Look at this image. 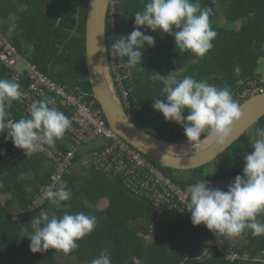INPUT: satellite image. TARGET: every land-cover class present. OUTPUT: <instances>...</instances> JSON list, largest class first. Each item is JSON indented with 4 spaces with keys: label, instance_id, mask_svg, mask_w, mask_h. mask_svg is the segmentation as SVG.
Masks as SVG:
<instances>
[{
    "label": "trees",
    "instance_id": "1",
    "mask_svg": "<svg viewBox=\"0 0 264 264\" xmlns=\"http://www.w3.org/2000/svg\"><path fill=\"white\" fill-rule=\"evenodd\" d=\"M146 2L111 0L107 37L112 34V18L117 33L114 42L120 36L129 35L135 27L134 13L142 11ZM199 4L201 8L212 9L209 21L216 32L213 47L204 57L181 52L175 47L172 35L141 26L144 34L155 37V46L146 45L142 49L141 65L125 67L126 75L130 72L125 85L130 90L131 109L124 102L127 111L140 128L152 126L155 131L146 130L149 134L170 142L186 141L187 137L181 125L166 121L163 114L152 107L155 98H164L161 92L165 79L160 76L169 73L168 68L184 69L185 76L227 88L239 104L252 94L249 92L243 97V91L264 87V0H199ZM88 6L89 0H0V34L5 36L8 33L7 21L12 20L15 31L8 40L22 57L69 92L87 94L85 100L90 102L95 100L86 70ZM111 45L108 42L109 54ZM177 53L187 55L169 63ZM115 57L126 63V57L119 58L116 53ZM179 59H185V66H188L182 67L183 62L178 63ZM27 69L26 64L25 69H19L24 74L18 81L21 90L30 83L25 77ZM0 71V79H14L3 64H0ZM179 77L175 80H180ZM51 98L56 100L58 97L53 94ZM56 106L67 117L73 110L62 101ZM95 107L101 110L96 101ZM9 112L13 119L28 117L18 100L13 101ZM103 118L107 123L104 115ZM257 128H264V116L211 163H214V175H209L212 169L207 165L178 171V174L175 170L156 166L183 188L203 179L210 183L227 180L243 173L244 158L254 151L252 144ZM70 140L66 131L53 147L67 151ZM6 141L0 144V264H90L101 250L107 251L111 264H264V235L253 236L250 230H245L235 242L221 235L226 246L240 254V258L232 260L209 246L208 241L213 240L214 232L204 224L193 226L191 214L169 209L158 214L149 199L123 186L112 173L98 172L90 163L86 168L84 163L91 159V150H99V143L93 145L87 158L84 155L91 146L84 150L83 146L75 152L62 187L56 189L71 190L68 201L57 206L46 200L35 206L33 201L37 193L51 182L53 167L42 155H23L11 140L8 144ZM1 195L9 198L3 203ZM104 200L109 203L101 210L99 205ZM41 210L58 217L66 212H83L96 217V227L78 240V247L70 253L51 248L44 253H33L29 248L28 236L33 233L30 223ZM257 219L264 221V215ZM144 234L152 241L148 242Z\"/></svg>",
    "mask_w": 264,
    "mask_h": 264
},
{
    "label": "clouds",
    "instance_id": "2",
    "mask_svg": "<svg viewBox=\"0 0 264 264\" xmlns=\"http://www.w3.org/2000/svg\"><path fill=\"white\" fill-rule=\"evenodd\" d=\"M211 14L212 9L201 8L199 0H147L143 10L134 13V30L120 36L111 47L116 56L127 58L125 67L141 65L142 49L146 45L155 46V37L140 30L145 26L153 32L172 35L178 50L202 58L213 47L212 40L216 36L210 26ZM161 95L164 98H155L153 109L162 113L166 121L181 125L189 143L197 142L207 133L222 150L233 134V125L243 117L240 104L227 88L197 81L191 76L166 81ZM23 96L15 78L0 79V134L29 156L53 147L70 128L71 121L57 108L53 98L34 101L28 117L13 119L9 108ZM185 112L188 114L184 115ZM252 148L254 151L244 158L243 175H236L227 191L210 187L205 179L188 186L187 211L191 213L193 226L204 224L217 236L235 237L245 230H250L253 236L264 235V221L257 219L264 215V128L255 130ZM162 158H166V154ZM214 174L215 168L209 175ZM37 195L33 201L35 206ZM71 195L67 188H49L44 192L47 200L57 206L68 201ZM45 201L40 200L41 204ZM30 225L33 229L28 236L31 252L44 253L51 248L67 254L78 247V240L95 229L96 217L83 212H66L58 217L41 210ZM90 264H111V258L106 250H101Z\"/></svg>",
    "mask_w": 264,
    "mask_h": 264
},
{
    "label": "built area",
    "instance_id": "3",
    "mask_svg": "<svg viewBox=\"0 0 264 264\" xmlns=\"http://www.w3.org/2000/svg\"><path fill=\"white\" fill-rule=\"evenodd\" d=\"M112 23V34L110 37H107V42L113 44L117 36L114 28V18H112ZM109 59L111 74L114 73L115 75L114 77L112 74L116 90L123 103L125 102L126 107L131 109L129 103L130 90L125 86L130 72H128L129 75H126L125 64L116 60L112 47L110 49ZM20 61L24 62L28 68L25 77L30 83L23 87L22 91L24 92V96L18 101L22 102L28 116L30 114V106L34 101L51 98L53 94L58 97L55 100L56 103L62 101L65 106L73 109L69 113L68 118L71 121V126L67 130L68 137L71 139L70 148L67 151H62L46 147L44 151L35 153L42 155L44 159L51 163L54 173L51 177L52 183L39 191L37 201L47 200L44 192L49 188L56 190L63 184L64 176L70 171V166L72 165V160L78 147L99 141L104 143V148L93 151L90 155L91 159L89 158V161H86L92 164L96 171L109 172L118 177L123 186L149 199L158 214L163 213L167 209L191 214L187 211L189 197L187 196L186 190L188 186L183 188L175 183L156 164L146 158L143 153L119 137L107 125L102 111L95 107V101H85V94L76 95L73 92H69L66 87L58 84L41 72L35 64L24 59L17 48L10 43L8 37L0 34V64H3L17 81H21L24 75L18 68ZM247 90L252 94L255 93V90L256 92H264L263 87ZM4 140V135L0 134V144ZM8 142L7 140L5 143L8 144ZM7 144H5L6 148ZM15 148L21 154L26 155L23 149ZM236 175H243V173ZM236 175L229 177L227 180L221 179L211 182L209 186L226 191L228 185ZM212 239L220 247L218 250L222 254H225L232 260L240 258L239 253L234 252L231 247L226 246L227 243L222 236H217L213 233Z\"/></svg>",
    "mask_w": 264,
    "mask_h": 264
},
{
    "label": "water",
    "instance_id": "4",
    "mask_svg": "<svg viewBox=\"0 0 264 264\" xmlns=\"http://www.w3.org/2000/svg\"><path fill=\"white\" fill-rule=\"evenodd\" d=\"M110 7L111 0H89L85 32L87 77L94 100L109 127L151 162L175 171L209 166L264 116V92L254 93L243 100L240 103L243 117L233 125V134L222 150L215 138L207 133L194 143L188 140L170 142L140 128L124 106L111 74L107 42ZM165 154L166 158H162Z\"/></svg>",
    "mask_w": 264,
    "mask_h": 264
},
{
    "label": "rangeland",
    "instance_id": "5",
    "mask_svg": "<svg viewBox=\"0 0 264 264\" xmlns=\"http://www.w3.org/2000/svg\"><path fill=\"white\" fill-rule=\"evenodd\" d=\"M13 21L12 20H10L9 22L7 21V25H8V29H9V31H8V33L5 35V36H7L8 38H11L13 35H14V31H15V26H14V24L12 23ZM181 55H187V54H184V53H182V54H179V53H177L176 55H174L170 60H169V63H171L172 61H174V60H177ZM180 61H183V66L182 67H184L185 66V64H186V62H185V59H179ZM144 61V60H143ZM190 65V64H189ZM263 65H264V63H263ZM262 65V66H263ZM188 66V65H187ZM187 66H185V67H187ZM169 67V66H168ZM264 67V66H263ZM18 68L20 69V70H23V69H25V64L24 63H19V65H18ZM183 70V71H182ZM182 70H178L177 72H173V75H171V78H170V75L168 74V73H166V72H164V73H162L161 74V76H160V78H163V79H165V82L166 81H170V80H173V79H175L177 76H179L180 75V77H179V79L181 80V79H183L184 77H185V75H186V73L185 74H183L184 72H185V70L184 69H182ZM263 71H264V68L262 69ZM1 72V71H0ZM182 72V73H181ZM181 73V74H180ZM165 82H163V84H164V86H165ZM163 89V88H162ZM249 89V88H248ZM254 92H256V90L254 91ZM247 93H248V91H247V89L245 90V91H243V93L241 94V96H243V97H246L247 96ZM133 118V117H132ZM148 125H146V127H144V130H153V132L155 131L154 130V128L152 127V126H148ZM155 134V133H154ZM92 145H94L93 143H89V144H85V145H83V146H85L84 148H83V150L84 149H86L87 147L89 148L90 146H92ZM83 146H80V147H78V149L77 150H79V148H81V147H83ZM87 146V147H86ZM76 150V151H77ZM84 166L86 167V168H88L89 167V163H84ZM214 166V163L213 164H210L209 166H207V167H213ZM206 166H205V171H208V168H207ZM178 171H175V173L176 174H178L177 173ZM175 173H173L174 175H175ZM9 197L8 196H5V195H1V199H2V202L4 203L7 199H8ZM35 203H36V205L37 206H39L40 204H41V202L40 201H37V198H36V200H35ZM108 201L107 200H104V201H102L101 203H100V205H99V208L102 210V209H104V208H106L107 206H108ZM143 234V233H142ZM228 237V236H227ZM144 238L146 239V240H148V242H151L152 241V238L150 237V236H148V235H145L144 234ZM228 240H230V242L231 241H233V242H235L236 241V239H237V236H235V237H228L227 238ZM209 242V246L210 247H215L216 248V250H218V248L220 249V247L218 246V245H216L215 244V242H214V240H209L208 241ZM232 244V243H231ZM219 251V250H218ZM246 257H248V256H246Z\"/></svg>",
    "mask_w": 264,
    "mask_h": 264
},
{
    "label": "crops",
    "instance_id": "6",
    "mask_svg": "<svg viewBox=\"0 0 264 264\" xmlns=\"http://www.w3.org/2000/svg\"><path fill=\"white\" fill-rule=\"evenodd\" d=\"M171 78V77H170ZM85 94V93H84ZM87 97V94H85V98ZM85 101H87V100H85ZM93 101V100H92ZM66 143V142H65ZM100 144V148L99 149H103L104 147H102V145H104V143H101V142H99V141H97L94 145H97V144ZM85 145V144H84ZM51 148H54V147H51ZM93 148V145L91 146V148L87 151V154H86V157L85 158H87V156L89 155V153L92 151H94V150H96V149H93V150H91ZM55 149H57V148H55ZM58 150H60V149H58ZM91 150V151H90ZM89 152V153H88ZM46 160V159H45ZM47 161V163L49 164V165H51V163L48 161V160H46ZM83 162H84V160H83ZM92 165V164H91ZM52 166V165H51ZM98 172H101V171H98ZM52 183V181L50 182V184ZM105 209V208H104ZM104 209H102V210H104ZM220 252V251H219ZM221 253V252H220ZM221 255H222V253H221Z\"/></svg>",
    "mask_w": 264,
    "mask_h": 264
},
{
    "label": "flooded vegetation",
    "instance_id": "7",
    "mask_svg": "<svg viewBox=\"0 0 264 264\" xmlns=\"http://www.w3.org/2000/svg\"><path fill=\"white\" fill-rule=\"evenodd\" d=\"M144 58V57H143ZM183 61H180V62H178V63H182ZM166 71V70H165ZM169 73V75L171 76V75H173V72H177L178 70L177 69H175V67L174 68H168V70H167ZM173 71V72H172Z\"/></svg>",
    "mask_w": 264,
    "mask_h": 264
},
{
    "label": "bare ground",
    "instance_id": "8",
    "mask_svg": "<svg viewBox=\"0 0 264 264\" xmlns=\"http://www.w3.org/2000/svg\"><path fill=\"white\" fill-rule=\"evenodd\" d=\"M22 76V75H21Z\"/></svg>",
    "mask_w": 264,
    "mask_h": 264
}]
</instances>
